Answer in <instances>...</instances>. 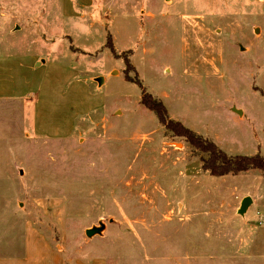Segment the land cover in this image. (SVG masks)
Returning a JSON list of instances; mask_svg holds the SVG:
<instances>
[{
    "label": "rangeland",
    "instance_id": "rangeland-1",
    "mask_svg": "<svg viewBox=\"0 0 264 264\" xmlns=\"http://www.w3.org/2000/svg\"><path fill=\"white\" fill-rule=\"evenodd\" d=\"M62 1H0V40L45 60L27 80L40 126L75 128L50 138L35 102L0 101V254L29 226L49 264H264V172L211 176L141 90L226 154L264 156V0Z\"/></svg>",
    "mask_w": 264,
    "mask_h": 264
},
{
    "label": "crops",
    "instance_id": "crops-1",
    "mask_svg": "<svg viewBox=\"0 0 264 264\" xmlns=\"http://www.w3.org/2000/svg\"><path fill=\"white\" fill-rule=\"evenodd\" d=\"M4 2L14 3V2H30L31 0H0ZM53 2H61L62 0H52ZM80 6L89 7L92 3L85 2L81 0ZM63 2V1H62ZM62 15L65 18H74L77 14L75 9L67 11L66 4L63 2L62 6ZM5 30H8L4 28ZM13 33V32H12ZM1 35V34H0ZM4 36H11L13 34L9 32L2 33ZM6 39V38H5ZM0 40V101L6 102H19V103H30L35 102L34 109V127L37 130V133L47 135L50 138H67L75 130V128L68 131H64L57 128L52 132H48L40 126V121L38 119V106L39 100H37L38 95L28 93V76L36 72L38 68L45 65V60H41L39 53H34V56L25 49L20 48V42H12L8 39ZM44 45V44H43ZM42 44L38 49L47 48ZM15 47L17 49H15ZM23 49V50H22ZM37 49V50H38ZM43 49V50H44ZM46 50V49H45ZM47 51V50H46ZM52 53V52H51ZM68 69V68H67ZM67 72V70L61 69V72ZM69 71V70H68ZM101 86V84H100ZM29 110V108H28ZM78 116V115H77ZM222 177L224 179H228ZM238 178L239 176H233ZM29 226H25L23 233L20 234L18 239L10 241L9 246L6 248L9 249V253L6 255L0 254V264H49V254L47 251L48 242L42 238L43 236L35 232ZM31 231L36 238L32 241ZM27 233V234H26ZM12 245V246H11Z\"/></svg>",
    "mask_w": 264,
    "mask_h": 264
},
{
    "label": "trees",
    "instance_id": "trees-1",
    "mask_svg": "<svg viewBox=\"0 0 264 264\" xmlns=\"http://www.w3.org/2000/svg\"><path fill=\"white\" fill-rule=\"evenodd\" d=\"M108 46L113 48L111 36H108ZM142 103L156 113L161 123L170 130L175 137L183 138L193 148L208 156L203 158V169L213 177L238 176L240 174L259 170L264 172V156H230L223 152L215 143L204 139L182 123L169 119L168 111L161 101H156L153 95L142 87Z\"/></svg>",
    "mask_w": 264,
    "mask_h": 264
},
{
    "label": "water",
    "instance_id": "water-1",
    "mask_svg": "<svg viewBox=\"0 0 264 264\" xmlns=\"http://www.w3.org/2000/svg\"><path fill=\"white\" fill-rule=\"evenodd\" d=\"M252 203L253 200L251 198H246L242 203L241 213L243 214ZM98 233H100V230L94 229V230H88L86 234L88 237H92Z\"/></svg>",
    "mask_w": 264,
    "mask_h": 264
}]
</instances>
